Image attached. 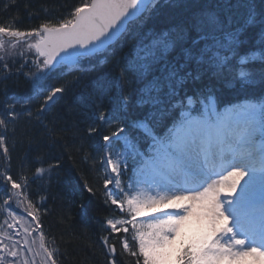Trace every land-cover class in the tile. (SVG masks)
Returning a JSON list of instances; mask_svg holds the SVG:
<instances>
[{"label": "snow or ice", "instance_id": "6c2138e0", "mask_svg": "<svg viewBox=\"0 0 264 264\" xmlns=\"http://www.w3.org/2000/svg\"><path fill=\"white\" fill-rule=\"evenodd\" d=\"M158 3L82 0L67 16L44 19L30 29L0 24V80L28 68L23 75L35 89L57 68L89 71L79 68L82 58H92L107 51L114 41L131 37L129 26L145 14L150 17ZM227 3L224 15L203 10L187 25L163 32L149 30L132 46L125 57L126 67L110 82L117 88L123 82L130 83L131 72L141 85L138 103L157 109L161 119L167 116L171 123L163 135H157L146 120L136 122L151 140L147 154L123 136L122 127L102 137L106 142V153L101 157L106 163V203L110 201V208L115 206L120 213L118 219H107L111 232L100 237L107 249L106 264H120L117 245L119 255L127 254L129 264H264V93L223 111L218 110L212 94L181 95L182 86L192 76L186 69L193 63L207 65L217 75L227 70L245 86L254 84L257 73L250 65L259 63L258 76L264 83V8L257 10L254 0ZM18 62L19 67H15ZM64 92L63 86L52 87L47 95L35 92L36 96L43 95L37 120ZM12 99L20 103V99ZM30 99H23V103L27 105ZM102 99L95 93L86 98L92 105L89 119L100 124L113 119L104 111L96 115L102 105L95 101ZM4 111L7 118H0V128L6 129L19 113L12 104ZM88 132L97 133L98 128L90 125ZM48 133L51 136L52 130ZM113 141H122L124 150L116 151ZM5 145L6 137L0 134V149L7 156ZM128 152L133 159L132 175L128 177L132 183L125 185L122 177L128 171ZM38 162L43 163L42 158ZM59 164L57 160L47 169L37 167L35 173L42 177ZM0 176L5 181L0 191L8 196L0 210L7 211L26 182L22 185L3 172ZM113 184L115 188L110 190ZM84 187L93 192L87 182ZM26 211L35 228L21 224L25 235L41 231L38 209L29 201ZM8 216L13 223L7 224V229L0 225V237L11 241L10 231L17 221L12 211ZM112 234H119L118 238ZM43 240L41 235L43 264H58L57 250L45 247ZM27 253L40 255L32 253L30 247ZM25 255L23 245L0 239V264H21L20 258ZM23 264L30 262L24 259Z\"/></svg>", "mask_w": 264, "mask_h": 264}, {"label": "trees", "instance_id": "16d2710c", "mask_svg": "<svg viewBox=\"0 0 264 264\" xmlns=\"http://www.w3.org/2000/svg\"><path fill=\"white\" fill-rule=\"evenodd\" d=\"M81 2L82 0H0V24H14L21 30L30 29L38 26L44 19L63 18ZM231 3L234 5L236 0H231ZM254 3L257 10L264 8V0H254ZM227 7V0H159L150 17L145 14L141 20L129 26L133 33L131 37L120 38L101 56L88 61L81 59L79 68L89 71L81 72L80 79L68 86L61 99L55 101L39 120L36 112L30 120L25 119L21 127L0 128V134L5 135V146L8 148L7 156L0 149V172L13 176L22 185L26 182V187L20 190L21 194L27 203L30 201L38 209L41 215L40 234L47 245H52L57 250L58 264H106L107 249L102 246L100 237L111 232L109 227H104L107 219L119 218L120 213L115 206L110 208V201L106 203L107 193L103 185L106 172L101 160L106 142L102 137L115 132L116 127H122L126 137L143 151L139 141L141 132L136 127V122L146 120L153 126L155 121L158 123L161 119L157 109L138 103L141 85L133 79L131 72L128 73L130 83L123 82L119 88L110 83L126 67L125 57L129 56L132 46L149 30L163 32L187 25L194 14L203 10H215L224 15ZM254 70L257 78L253 85L245 86L238 80L234 85H228L233 77L227 70L217 75L207 65L197 66L193 63L186 69L192 76L186 80L181 92H203L205 95H216L222 101L239 96L256 97L264 93V83L258 76L261 70L259 63ZM62 80L61 73L56 71L35 89L23 74L11 75L2 80L0 118H7L4 109L8 105H14L18 112L23 99L29 96L34 99V93L45 89L47 82L52 88ZM90 93L103 96L102 100L95 101L102 105L96 109V115L104 111L113 117L112 120L100 124L95 119H89L92 105L86 103V98ZM13 97L20 99V103H14ZM113 123L115 126L110 128L109 125ZM90 125L97 127L98 132L89 134ZM48 129L52 130L51 136ZM113 147L117 149V146ZM38 158H42L43 163H39ZM57 160L60 164L51 173L46 171L42 177H37V167L47 169ZM127 166L128 171L122 177L125 185L133 167L132 156L127 158ZM21 177L25 179L21 180ZM85 182L93 192H88L84 187ZM1 183L5 184L2 176L0 185ZM1 192L0 205L4 202V194ZM112 235L118 238L119 234ZM119 253L120 246L117 245L120 264H129L127 254L120 256Z\"/></svg>", "mask_w": 264, "mask_h": 264}, {"label": "rangeland", "instance_id": "374dc122", "mask_svg": "<svg viewBox=\"0 0 264 264\" xmlns=\"http://www.w3.org/2000/svg\"><path fill=\"white\" fill-rule=\"evenodd\" d=\"M65 16H67V15H65ZM50 19L56 20L57 18L51 17ZM69 84H70V82H68L66 84V86H64L65 90L68 88ZM42 102H43V100L38 97V98H34V100L30 101L27 105H25L23 103L20 110L18 111L19 118L14 123H8L7 126H9V128H15L18 126L21 127L23 125V122L25 119L30 120L31 118H33L35 116V113L38 111L40 104ZM28 113L32 114L31 117H29ZM107 171H108V173H111V169H107ZM7 199H8V196H6V198L4 200H7ZM10 203H11L10 209H8L7 211L0 210V225H3V228L7 229V224L13 223V219L8 216V212L12 211L16 215L17 224H16V227L10 231V235H11V241H16L20 245L24 246L26 255H25V257L20 258L21 264H23L24 259L29 260L30 264H33V262H34V264H43V253H42V249L40 247L41 238L39 236V233L35 232L34 234H32V232L30 231L29 234L25 235V233L23 232V227L20 226L21 224H23L24 227H28L29 224H31L32 229H34L35 226L30 221L29 217L24 218V216L21 215L20 213L13 211L15 209L21 210L22 208L24 210H26V208L23 207L24 204H23V201L21 200V196L19 195V196L13 197L12 200L10 201ZM5 221H7V223H5ZM0 239H5V242H8V243L11 242V241L7 240L6 237H0ZM25 239H27V241H28L27 244L24 243ZM29 247L32 249V253H40V255L33 256L32 254L27 253V248H29ZM45 247H47L51 250V248L49 246H45ZM9 259H13V258L9 257ZM5 264H6V262H5Z\"/></svg>", "mask_w": 264, "mask_h": 264}, {"label": "bare ground", "instance_id": "6f19581e", "mask_svg": "<svg viewBox=\"0 0 264 264\" xmlns=\"http://www.w3.org/2000/svg\"><path fill=\"white\" fill-rule=\"evenodd\" d=\"M250 67H252L253 69H255L256 68V65L255 64H253V65H250ZM237 80H234V79H232V80H230V81H228V85H234V83L236 82ZM181 94H183L182 92H181Z\"/></svg>", "mask_w": 264, "mask_h": 264}, {"label": "flooded vegetation", "instance_id": "af4514ba", "mask_svg": "<svg viewBox=\"0 0 264 264\" xmlns=\"http://www.w3.org/2000/svg\"><path fill=\"white\" fill-rule=\"evenodd\" d=\"M29 60H31V57H29ZM17 64H19V62ZM18 67H19V65H18ZM13 69H14L13 72H15V68H13ZM27 71H29L28 68L23 69V72H27ZM23 72H21L20 74H22Z\"/></svg>", "mask_w": 264, "mask_h": 264}]
</instances>
